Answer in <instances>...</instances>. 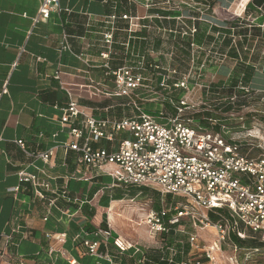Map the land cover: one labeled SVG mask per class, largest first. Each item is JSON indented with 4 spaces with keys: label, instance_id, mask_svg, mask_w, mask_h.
<instances>
[{
    "label": "crops",
    "instance_id": "crops-1",
    "mask_svg": "<svg viewBox=\"0 0 264 264\" xmlns=\"http://www.w3.org/2000/svg\"><path fill=\"white\" fill-rule=\"evenodd\" d=\"M205 1L59 0L62 11L35 24L41 0H0V264H110L88 254L85 241L100 242V255L108 254L115 264H136L143 257L145 264H157L162 248L157 252L127 240L125 230L131 233L134 228L120 210L131 204L138 212L133 206L144 187L115 182L106 173L115 166L97 171L78 165L77 154L67 145L74 142L71 129L81 128L82 119L63 125V110L70 92L80 108L97 119L135 116L131 100L114 95V79L107 75L105 63L115 70L145 57L148 68L164 70L168 66L163 65L164 56L179 52L187 39L181 37L182 26L191 24L187 12L188 17H198V9H205L209 28L215 31L228 27L227 17L243 18L253 0H242L241 5L240 0H207L204 8ZM259 10L248 19H264V8ZM114 15L118 20L107 61L102 58L108 50L103 33L105 22ZM124 15L140 18V28L130 32L129 22L120 19ZM259 26L264 27V20ZM245 64L255 67L249 61ZM155 70L149 68L147 76ZM127 138L121 133L114 142L102 140L94 148L115 152ZM18 141L25 143L27 153ZM51 150L54 155L48 162L30 156ZM22 172L36 176L37 184L21 182ZM164 201L161 209L173 208ZM105 222L108 229L103 228ZM109 227L113 238L107 240L101 232ZM48 234L65 235V242L47 238ZM117 238L135 249L120 255L114 245ZM136 249L144 255L135 254Z\"/></svg>",
    "mask_w": 264,
    "mask_h": 264
},
{
    "label": "built area",
    "instance_id": "built-area-1",
    "mask_svg": "<svg viewBox=\"0 0 264 264\" xmlns=\"http://www.w3.org/2000/svg\"><path fill=\"white\" fill-rule=\"evenodd\" d=\"M208 6L209 3L206 0L203 7L208 8ZM54 11H62L59 0H41L34 23L37 24L48 18ZM197 12L198 17H189L190 25L182 26L181 37L193 40L198 32L196 23L209 22L205 19V9H198ZM120 19L129 22L130 32L140 28L141 19L138 17L124 15ZM117 20L118 17L114 15L105 22L107 27L103 38L108 50L102 54V58L107 61L113 50ZM64 41V49H67L66 37ZM195 46L192 43L191 47ZM104 68L107 75L114 79V95L129 98L135 107L136 115L122 120L97 119L81 109L73 95L68 92L70 103L63 110L62 124H75L77 120L82 119L81 128L71 129L70 134L74 142L67 145L68 149L77 154L78 165L97 171H105L108 166H115V170L106 173L115 182L125 187L150 188L159 192L163 198L171 195L183 199L184 202L179 201L173 208L150 211L146 225L154 238L168 236L172 231L184 234L185 230L181 226L183 219L189 220L196 233L206 229H213L216 232V240L208 246H201L197 234H189L188 243L192 258H183L179 262L176 258L185 255L184 249L166 244L162 247V261L167 264H203L205 260L214 264L219 254L223 252V248L233 244L231 243L232 234H238L240 238L244 237L240 232V225L254 233L264 235V154L255 157L244 153L240 142L225 137L229 134V127L218 120L211 118L209 121L212 126H220L219 132H202L193 129L190 126V120L183 122L179 116L169 119L168 123H162L155 116L144 112L134 97L138 98L140 92L151 88L152 79L147 76L149 68L159 69L154 66L148 68L145 57L137 58L136 61L115 70L109 63H105ZM176 73L173 71L172 75ZM171 78L170 75H163L162 87L169 88L165 84ZM177 81L174 85L176 88L186 87L185 82ZM245 91L249 93L248 90L245 89ZM262 93L264 94V91ZM235 98L236 96L232 99ZM192 109L194 105L187 99L181 101L176 107L179 115ZM160 116L164 118L165 114L161 113ZM121 133H127L129 138L119 143L117 151L110 152L105 148H94V144L102 140L114 142L116 136ZM82 140L84 142H81ZM17 144L27 153L23 141H18ZM53 155V150L30 154L45 162H48ZM20 180L24 183L37 184L36 176H27L23 172L20 173ZM44 187L49 188V185ZM222 209L229 210L234 221L211 219L212 212ZM101 234L107 240L113 238L111 230L102 231ZM47 238L65 242V235L55 237L48 234ZM177 242L184 247L183 241ZM114 245L120 255L135 249L134 246L125 244L120 238L114 240ZM83 246L88 254L115 264L113 257L108 254L100 255V242L85 241ZM232 248L235 252L243 251L235 244ZM53 251L52 248L49 253L52 254ZM259 252V249L246 250L245 259L249 260ZM134 253L143 252L136 249ZM145 262L143 257L136 264H145ZM71 263L75 264V262Z\"/></svg>",
    "mask_w": 264,
    "mask_h": 264
},
{
    "label": "rangeland",
    "instance_id": "rangeland-1",
    "mask_svg": "<svg viewBox=\"0 0 264 264\" xmlns=\"http://www.w3.org/2000/svg\"><path fill=\"white\" fill-rule=\"evenodd\" d=\"M241 1L238 2V5L242 4ZM247 3H243L244 8ZM186 14L189 15L188 12ZM188 15L186 18L189 20ZM227 18L228 23H233L238 19ZM205 19L207 18L205 17ZM252 21L250 18L245 21V25H249L247 30L252 31L247 38L248 41L245 42L244 37L238 35V31H234V34L231 36L232 45L228 47L224 43L225 35L223 32L214 31L213 28H209V22L200 21L201 27L206 28L207 36H212L213 41H206L202 46L196 45L194 48L191 47L189 52L185 51V43H183V48H180L179 52L164 56L165 61H163V65L168 66L164 67V70L157 69L155 72L151 71V73H148V77L152 79L151 88L145 92H140L138 98L134 97V99L149 114L164 113V118L160 115H155L158 121L162 123H168L169 119L178 116L183 122L192 120L191 125L199 124L196 120L198 115L204 119L212 118L218 120L221 124L229 127V134H226L225 137L233 138L240 142L244 153L255 157L264 154V94L262 93L264 91V39L261 38L259 40L255 37L254 32L256 29H253L251 26H256L257 21ZM225 28H230V26H223L221 29ZM217 29L219 30V28ZM232 46L240 49L241 57L239 56V61L231 57L230 49ZM153 56L156 57V53ZM245 57L247 59L250 58L248 59L249 64H253L255 66L254 70L258 71L254 72L253 81L247 85L240 81L243 78V72L239 74L238 86L231 90L233 88L231 83L232 78L237 75L236 69L246 63L247 59L245 62L242 60ZM171 59L173 62L170 61ZM160 60L158 61L160 62ZM173 71L177 73L172 75ZM159 73L162 76H157ZM163 75H170L172 77L165 84L169 88L162 87ZM225 75L227 76L226 81H219V78L223 79ZM177 80L181 83L185 82L186 87L176 88L174 85L178 82ZM235 96L236 98L232 99ZM186 99L194 105V109L185 111L179 115L176 107L181 101ZM128 193H132V191ZM159 199L160 195L155 190L142 191L136 204L133 206L136 207L135 209H140L138 212L130 208L131 204L129 207L123 206L120 208L127 223L134 228H132L131 233L125 230L127 240L139 242L137 244L144 246L145 249H152L157 252H161V248L167 242L175 243L176 240L183 241L188 246L189 234H197L201 246H208L216 240L215 230H199L196 233L187 219H183V223L181 224L182 229L185 230L184 234L173 233L168 238L161 236L154 238L152 233H150L149 227L146 225V219L151 209L156 210L155 206H157ZM173 199L175 200L176 198L170 196L167 203L168 207L171 204L173 205ZM178 200L180 203L184 202L183 199ZM220 214V211L212 212V216L218 219L221 217L218 216ZM226 219L234 221L233 218L226 217ZM109 229L112 230L111 227ZM240 232L244 235L242 239L247 240L250 230L240 225ZM132 235L137 236L139 239ZM258 236L264 243V235L259 234ZM232 245L230 244L223 248V252L219 254L214 264H264V247H261L257 255L246 260L244 256L246 249L241 248L243 251L235 252ZM186 258L191 259L192 257L186 256Z\"/></svg>",
    "mask_w": 264,
    "mask_h": 264
},
{
    "label": "trees",
    "instance_id": "trees-1",
    "mask_svg": "<svg viewBox=\"0 0 264 264\" xmlns=\"http://www.w3.org/2000/svg\"><path fill=\"white\" fill-rule=\"evenodd\" d=\"M263 8H264V0H253L247 5L246 10H245V16L243 18L240 17L235 22L228 23V25L230 26V28H228V29H221V28H219V30L216 29V31H220V32L224 33V35H225L224 43H225L226 47L232 45L231 36L234 34V31H238L237 32L238 35H240L241 37H244L245 42L248 41L247 38L249 37L250 32H252V31H248L247 30L249 25H247V24L245 25V21L248 20L249 15L256 14V12L261 13L259 9H263ZM263 20H264L263 18H258L256 26H251V27H253V29H256L255 32H254V35L259 40L261 38L264 39V30H261V27L259 26V25H262ZM206 31H207L206 28H203V27L199 26L198 33L195 35L194 39L192 41L188 40V38L185 40V44H184L185 45L184 46L185 51H187V52L190 51L192 43L195 44V45H198V46H202L206 41L207 42L208 41H213L212 36H207L208 34H206ZM230 54H231V57L237 59L238 61L240 60V58H239L240 49L238 47L234 48L232 46L231 49H230ZM246 59H247V57L242 58V60L244 62H245ZM248 59H250V58H248ZM248 59H247L246 63L248 62ZM242 72L244 74V77L240 81L247 85V84L251 83V80L254 78V72H256V70H254L253 67L246 65L245 63L240 65L239 68L236 69V74L237 75H235L232 78V82L231 83H232L233 88L231 90L235 89L238 86L239 76H240L239 74H241ZM143 111L146 112L144 109H143ZM150 115L155 116V115H160V114L159 113L158 114L157 113H150ZM196 120L199 123L198 125H195V124L191 125L190 124V126L193 129H196V130L202 131V132H207V131L219 132L221 130L220 126H212L210 121H209L210 119H204L200 115H198ZM190 121H192V120H190ZM141 190L145 191V192L153 191L152 189L145 188V187L142 188ZM157 193L160 195V199H159V202H158L157 206H155V207L158 208V209H161V205H162L161 204V199L163 200V197L161 196V194L159 192H157ZM170 196L171 195L165 197L164 203H168ZM178 202H179V200L175 199L173 201V206H176L178 204ZM218 211L221 212V214L218 215V216H221L219 219L216 218V217H213L212 213L210 214L211 215V219L213 221L226 219V217L232 218L231 217V213L229 212V210L222 209V210H218ZM103 228L104 229H108V226H107L106 222L104 223ZM258 235H259V233H254V232L250 231V235H249L248 239L247 240H243L242 238H240L238 236V234H232L231 241L233 242V244H235L239 248H243V249H246V250L247 249L248 250H255V249H259L260 250L261 247H264V243L261 241V238ZM187 244H188V246L185 244L184 247L182 245H180L177 241H175V243H168L167 244L168 246H175L176 248L181 249V250H182V248L184 249L185 255L177 257L176 258L177 262H179L183 258L186 259L187 254H189L190 245H189V243H187ZM162 258H163V253L159 257V260H158L157 264H167V262L162 261ZM165 259H166V257H165Z\"/></svg>",
    "mask_w": 264,
    "mask_h": 264
}]
</instances>
